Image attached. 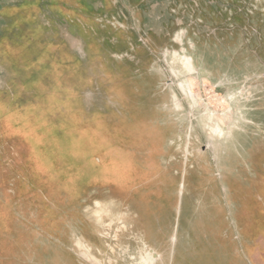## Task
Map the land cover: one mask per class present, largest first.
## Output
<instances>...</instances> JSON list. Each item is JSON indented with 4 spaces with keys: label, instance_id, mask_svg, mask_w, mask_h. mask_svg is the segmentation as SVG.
<instances>
[{
    "label": "rangeland",
    "instance_id": "rangeland-1",
    "mask_svg": "<svg viewBox=\"0 0 264 264\" xmlns=\"http://www.w3.org/2000/svg\"><path fill=\"white\" fill-rule=\"evenodd\" d=\"M202 147L223 156L224 264H264V0H0V264H92L77 241L139 264L133 203L170 264L176 202L213 196Z\"/></svg>",
    "mask_w": 264,
    "mask_h": 264
},
{
    "label": "crops",
    "instance_id": "crops-1",
    "mask_svg": "<svg viewBox=\"0 0 264 264\" xmlns=\"http://www.w3.org/2000/svg\"><path fill=\"white\" fill-rule=\"evenodd\" d=\"M202 149L203 152L200 154V161L202 163V160L205 159L207 162V168H209V171L205 172V177L210 184L208 187V192L210 193L209 195L213 196H211V198L204 194L203 198L200 197L199 202L205 204L203 207L205 206L204 208L206 209L204 212H198V208L195 207L190 215L183 211V202L185 201L184 198H179L173 212L174 221L172 222L173 225H171L170 228L171 240H167L171 244H169V247L171 246V258L169 260L170 264H219L225 263L227 261H233L228 257V249H233L234 242L233 211L230 209L231 212H228L230 210H228L226 207H222V202L220 200L222 199L221 189L219 188L220 185L218 184L219 179L215 175V171H213V166L215 167V165H217L216 168L219 167L218 169H220L219 162L222 161L221 159L223 156H215L209 153V149H205V147H202ZM195 161L197 160L195 159ZM195 169L197 168L195 167ZM183 175L184 183L181 185L183 192L180 196L184 194L185 189V179L187 175V169L185 168L183 169ZM200 175H202V170ZM212 182H215V184H211ZM204 200H208V203H205ZM202 203L199 204L201 205ZM162 216L163 215L160 214V217ZM160 217L159 221L162 222ZM146 229L149 232L147 227ZM151 237L152 234L150 235V238ZM183 241H185L189 247L194 249L193 259L191 258L186 260L179 256L178 248L182 246L181 243ZM239 260L241 264L248 263L247 260H244V257H241Z\"/></svg>",
    "mask_w": 264,
    "mask_h": 264
},
{
    "label": "bare ground",
    "instance_id": "bare-ground-1",
    "mask_svg": "<svg viewBox=\"0 0 264 264\" xmlns=\"http://www.w3.org/2000/svg\"><path fill=\"white\" fill-rule=\"evenodd\" d=\"M187 59V58H186ZM181 60V59H180ZM189 61H190V58L188 59ZM189 61H185L184 59H182V61H180V63L182 64V67H183V69H184V71H189L190 70V68L189 67H191V66H189L188 64H190V62ZM189 62V63H188ZM191 65V64H190ZM193 69V68H192ZM191 69V70H192ZM194 71H195V69H193ZM192 72V71H191ZM189 87H191V86H189ZM190 89V88H189ZM191 94V93H190ZM195 96V95H194ZM177 104V103H176ZM177 106H179V105H176V107ZM179 108V107H178ZM209 115H208V119H210L209 121H211L210 123L212 124V125H214V123L215 122H217L218 121V123H223V124H225V123H227V122H229V117L228 116H225L224 118H221L220 116H216L215 114H213V113H208ZM217 120V121H216ZM223 121H225V123L223 122ZM227 121V122H226ZM220 130H221V134H223L224 133V131L222 130V128H220ZM112 190H113V192L115 193V191H114V189L112 188ZM118 193H121V190H119V192ZM178 202V201H177ZM176 202V203H177ZM100 203V202H99ZM97 205H99L98 204V202H97ZM133 205H136V207L138 206V208H135L134 206H133V208L132 209H134L135 210V217H136V219H137V221H138V224L140 225V227H141V230L139 231V238H140V240H142L143 241V245H144V249H143V252H142V254H141V257H140V262H139V264H155V262H156V259H158L159 258V254L158 253H156L154 250H149L147 247V243H148V238L150 237V235H151V233H148V231H147V229H146V227H144V222H146V219L144 218L145 217V215H146V212L145 211H143V209H141L140 207V205H142V204H140V203H133ZM101 207V208H100ZM174 207H176V206H174ZM99 209H101V210H99V212H97L96 210H95V212L96 213H94L96 216H97V219H98V221L100 222V223H103V222H105L106 220H110L111 221V223L113 224H115V222L116 221H121L123 218H125V217H123V216H126L125 214H123V213H119V212H115V211H113L112 210V208L110 207V208H108L107 206H105V207H103L101 204L99 205V207H98ZM186 212V211H185ZM134 213V212H133ZM179 215H180V213H179ZM178 215V216H179ZM111 225V224H110ZM124 228H126V224L124 225ZM82 240V239H81ZM141 241V242H142ZM79 242L77 241L76 242V244L77 245H79L80 246V248H81V250L83 249V252H85L86 254H85V260L86 261H88V263H92V264H106L103 260H102V258H100V257H98V256H95L94 255V253H93V251H92V247L88 244V243H86V242H84L85 244H83V247H81L82 245H80V244H78ZM80 248L79 247H77V249H78V252L80 251ZM112 250L114 251L115 249L114 248H112ZM83 254V253H82ZM81 256V255H80ZM112 258L110 259V263H113L112 262ZM65 263L66 264H71V263H69V261L68 260H66L65 261ZM221 264H224V263H221Z\"/></svg>",
    "mask_w": 264,
    "mask_h": 264
}]
</instances>
